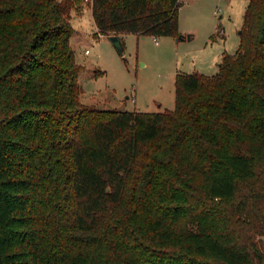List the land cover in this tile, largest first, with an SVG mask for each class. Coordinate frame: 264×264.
<instances>
[{"label": "trees", "instance_id": "1", "mask_svg": "<svg viewBox=\"0 0 264 264\" xmlns=\"http://www.w3.org/2000/svg\"><path fill=\"white\" fill-rule=\"evenodd\" d=\"M78 1L0 0V264H264V0L162 112L81 102ZM183 1L91 9L99 35L178 38Z\"/></svg>", "mask_w": 264, "mask_h": 264}, {"label": "rangeland", "instance_id": "2", "mask_svg": "<svg viewBox=\"0 0 264 264\" xmlns=\"http://www.w3.org/2000/svg\"><path fill=\"white\" fill-rule=\"evenodd\" d=\"M248 3L184 0L179 30L184 35L192 34L191 39L122 33L120 41L114 42L111 35L98 34L92 2L79 0L70 13L74 28L70 44L81 67V102L113 111L175 109L178 74L215 75L224 55L238 51Z\"/></svg>", "mask_w": 264, "mask_h": 264}, {"label": "water", "instance_id": "3", "mask_svg": "<svg viewBox=\"0 0 264 264\" xmlns=\"http://www.w3.org/2000/svg\"><path fill=\"white\" fill-rule=\"evenodd\" d=\"M111 40H113L114 42H119L120 41V37L119 35H111L110 36ZM192 36L191 34H188V35H184V34H181L177 40H184V39H191Z\"/></svg>", "mask_w": 264, "mask_h": 264}, {"label": "built area", "instance_id": "4", "mask_svg": "<svg viewBox=\"0 0 264 264\" xmlns=\"http://www.w3.org/2000/svg\"><path fill=\"white\" fill-rule=\"evenodd\" d=\"M86 1H87V2H90V1H91V2L93 3L94 0H86ZM100 36L103 37L104 35H100ZM157 42H158V41H157ZM88 52H89V50L87 49V50H86V53H88Z\"/></svg>", "mask_w": 264, "mask_h": 264}, {"label": "crops", "instance_id": "5", "mask_svg": "<svg viewBox=\"0 0 264 264\" xmlns=\"http://www.w3.org/2000/svg\"><path fill=\"white\" fill-rule=\"evenodd\" d=\"M123 34H125V33H123ZM123 34H120V35H123ZM192 35V34H191Z\"/></svg>", "mask_w": 264, "mask_h": 264}]
</instances>
